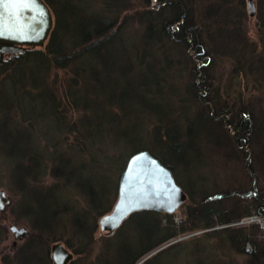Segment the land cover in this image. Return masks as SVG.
Wrapping results in <instances>:
<instances>
[{
    "label": "trees",
    "instance_id": "obj_1",
    "mask_svg": "<svg viewBox=\"0 0 264 264\" xmlns=\"http://www.w3.org/2000/svg\"><path fill=\"white\" fill-rule=\"evenodd\" d=\"M45 1L51 8L54 17L53 30L46 46L26 47L21 53L0 52V151L5 153L6 160L11 158L14 160L15 167H13L12 176L14 187L22 196L20 199L21 204L23 203V206H20L23 210L22 214L33 211L34 205L38 208L39 214L48 215L42 219L49 220L54 214H60L59 208H55L53 204L60 203L62 200L58 199L56 202L57 195L54 196V189H48L45 183L41 185L38 182L40 181L39 177L48 172V180L58 181L57 185L60 184L59 186L64 188L74 185L82 190V184L80 182L76 184L73 181L77 176H80L78 173L83 168L86 169V164L82 165L81 169L73 167L71 158L66 156V153L56 151L60 146L59 141L54 144L46 142L45 145L48 149L34 148V133L41 131L34 116L52 119L58 124L60 134H65L63 139L65 142H68L69 137H74L73 141L69 142V150L84 153L89 158L92 155L87 152L89 150L87 138L95 135L93 142L92 138L90 142L99 150L102 138L111 136L115 145L120 146L123 143L132 149L130 157L139 151L146 150L166 167L172 168L173 164L168 158L177 159H174L176 163L181 161V155L173 152L172 148L178 149V152L186 155L190 147L182 145L178 139L180 136L176 134L175 130V133H171L172 129H170V127H179V123L182 122V119L184 120L182 116H186L183 112L186 101L191 103L192 100L189 99H195L194 101L199 105V109L193 110V114L187 113L191 117L197 118L186 127L185 135L189 139L193 138L192 129H196L194 123L200 118L204 120V122H200L199 127L203 126L205 130L202 137L205 142L211 139L212 132L210 130L213 131L209 124L213 126L216 123L220 128H223V124L229 118L231 103L226 102L224 107L216 101V99L221 100L218 92L220 87H215V79L210 74L211 68H213L212 60L215 61L216 57L225 58L228 57L226 54H230L228 58L234 62L232 74L238 73L245 79L248 74L246 72L252 75L264 74L261 71L264 65V49L259 51L256 48L252 49L246 40L244 28L241 27L240 18L247 17L244 16L242 10L243 0H238L239 5L236 8L230 6L226 8L221 5L219 7L216 5L200 6L201 18L198 21L211 20L213 22L209 26L219 28L215 34L211 35L208 34V29H205V24H203L204 30L201 31L194 23L195 18L188 17L185 6H189L190 0H183L188 3L185 5L178 0H165L167 8L162 9L158 20L157 17L153 18L148 14V11L140 14L145 31L138 36L135 34V38L131 36L132 29L128 24L130 18L127 14L132 9L129 0H96V3L97 1L100 3L97 4L98 8L93 11L86 9L82 2L75 3L74 0ZM235 1L221 0L222 3ZM202 9L206 10L203 12ZM165 12L169 14L165 15ZM168 15L169 18H166ZM208 16L209 19H203ZM146 18L147 20L153 18L154 23H145ZM181 18L183 23L178 28L181 30L186 28L183 30L186 35L183 34L184 32L181 33L183 37L181 42L185 44L182 45L186 46V50L190 48L189 42L194 43V40L190 39L191 33L193 37L198 35L202 39V45L197 43L194 48L197 52L194 62L200 66L197 67L191 61V64L195 65L193 69L198 70V75L202 77L200 81H192L190 86L195 91H190V88L186 89L187 94L190 95L189 99L185 95L178 98L176 91L171 92L172 90L166 87L167 84L158 76V73L149 68L151 65H157L158 60L155 58L157 52L168 53L171 49L163 48L157 44L162 43L163 38L165 41L166 39L170 40V29L162 19L170 23L176 21L178 23ZM160 20L163 22L159 24ZM237 26L238 28H236ZM228 33L232 37H228L227 41L238 42L231 45L233 47L231 53L224 51L225 42L220 47L215 46L213 42L218 36L223 37ZM211 37H214V40H211ZM173 39H177L176 36H173ZM153 46L155 48H152ZM148 59L155 60L157 63L155 61L148 62ZM143 60H145L144 63ZM166 63V68L170 71L172 69L171 59ZM116 72H119L122 78L117 79L115 76L112 78V74ZM132 74L138 77V80L132 79L131 81V77L127 79L128 75ZM124 78L126 82L121 85ZM244 84L245 82L239 83L243 92L245 91ZM202 90L205 96L203 98L199 97ZM173 98L178 101H174ZM242 99H244L243 95L239 97V100ZM159 101L168 108L170 115L160 116L157 108V106H161ZM40 104H43L44 109L46 108L43 112L38 110ZM28 107L29 111L27 112ZM243 110L241 109L239 113L235 114L237 115L236 119L231 120L229 126H234V135L244 131L252 137L253 142L255 141L259 151L257 152V148H254L256 152L253 153L255 159L253 165L256 163L259 172L260 169L262 170L261 176L264 177V144L262 147V144L257 143L258 141L264 143V108L257 113L250 109L244 112ZM175 111H179V113L175 115ZM169 121L171 124L168 123ZM225 127L230 129L226 124ZM137 130L140 137L137 136L136 140L134 137ZM226 132L230 133V130ZM148 135H151L150 138L160 147V152H155L147 144L149 143ZM96 136H100L101 140L98 141ZM92 163L97 165L90 160V164ZM252 177L255 179L254 174ZM262 180L264 184V178ZM259 182L261 180L255 181L256 184ZM117 189L119 193L120 188L117 187ZM263 189L264 187L261 188V192L264 191ZM56 190L60 192V190ZM86 197L89 201L96 202L97 195L94 191L88 193ZM255 199L258 208L260 209V206L263 208L264 200L260 196ZM208 202L209 198H205L203 204ZM212 210L205 209L206 214L191 216L202 217L206 221L204 225L206 229L238 221L241 217L240 214L227 216L223 212L224 208L220 210V213L208 214ZM260 211L262 212L261 209ZM150 213H155L153 214L155 218L154 223L152 220L148 221L149 230L152 229L151 225L153 224H156L155 227H159L156 219L159 214L154 211ZM150 213L137 212L131 215L129 221ZM78 220L81 221L80 218L76 219V221ZM75 224L81 230L82 224ZM138 225L136 224L137 227ZM196 227L198 226L193 224L188 228L189 230L182 228V230H178L179 232L167 233L156 245L186 232L195 231ZM144 228L148 230L146 226ZM236 231L239 237H232L231 240H235L237 243L243 242V249L250 243L251 251L245 253L251 259L250 264H261L264 260V247L262 243L258 244L255 239L258 229L254 226L249 230L236 229ZM79 233L80 240L88 239V236L85 239L87 234L83 230ZM88 235L93 237L92 233ZM28 253L30 254L27 256ZM35 253H37V248L32 249L30 244H26L20 250V264L34 262L32 260Z\"/></svg>",
    "mask_w": 264,
    "mask_h": 264
},
{
    "label": "rangeland",
    "instance_id": "obj_2",
    "mask_svg": "<svg viewBox=\"0 0 264 264\" xmlns=\"http://www.w3.org/2000/svg\"><path fill=\"white\" fill-rule=\"evenodd\" d=\"M74 1L75 3L82 2L86 9L91 11L98 8L97 4L100 3L98 1L96 3V0ZM129 1L132 9L127 14L130 18L128 24L132 29L131 36L134 38L135 34L138 36L145 31L140 14L148 11V14L152 15L153 18L157 17L158 20L160 17L159 13L164 7L167 8L165 0ZM178 1L183 2L184 5L188 4L184 2L185 0ZM201 5H216L217 7L221 5L223 7L226 6V8H229V6L236 8L239 4L238 0L233 3H222L221 0H190L189 6H185L188 17L195 18L194 23L201 31L204 30L203 24H205L207 27L205 29H208L207 32L211 35L215 34V31L219 28L209 26L213 22L211 20L198 21L201 18ZM251 9L254 10L253 16L251 15ZM205 10L202 9L203 12ZM242 10L244 16H247L243 19L240 18L241 27L244 28L247 42H249L252 49L256 48L258 51L264 49V0H253L251 8L249 0H243ZM167 14L169 13L165 12V15ZM153 18L151 20L146 18L145 23H154ZM166 18H169V15ZM209 18L208 16L203 19ZM164 19L162 20L170 29V40L166 39L165 41L163 38L162 43L157 44H160L163 48L171 49H169L168 53L157 52L155 54L158 63L155 60L148 59V62L155 61L158 65H151L149 68L158 73V76L167 84L166 87L172 90L171 92L176 91L178 98L185 95L189 99L190 95L187 94L186 89L189 90L190 88V91H195L190 85L192 81H200L202 77L198 75V70L195 71L193 69L195 65L191 64L192 61L197 67L200 66V64L194 62L197 56L194 48H196L195 45L197 43L202 45V39L198 35L193 37L190 32V39H193L194 43L189 42L190 48L186 50V46H183L185 44L181 42L183 38L181 33L184 32L183 34L186 35V32L183 31L186 28H182V30L178 28L183 23V19L181 18L178 23L177 21L170 23ZM162 20L158 21L159 24L163 22ZM173 36H176L177 39H173ZM228 37H232V35L228 33V35L223 37L218 36L216 40L211 37V40H214L215 46L218 45V47L224 45L225 42L224 51L231 53L233 50L231 45L238 42H229L227 41ZM48 42L49 38L40 47H45ZM152 48H155V46ZM229 55L226 54L228 57ZM228 57H216L215 61L212 60L211 66L213 68H211L210 74L215 79V87H220L218 92L221 100L216 99V101L224 107L226 102L232 105L229 109V118L225 122L230 129H227L225 124H223V128H220L216 123L213 126L209 124L213 131L210 130L212 132L210 134L211 139L205 142L202 140L205 130L203 126L199 127L200 122L202 123L204 120L200 118L199 121L194 123L196 129H192L193 138L189 139L185 135L186 127L192 120L197 118L191 117L187 113L193 114V110L199 109V105L194 101L195 99H189L190 101L192 100L191 103L188 101L184 103L183 112L186 114V116H182L184 120L180 118L182 122L179 123V127H170V129H172L171 133L176 132L180 136L178 139H180L182 145L190 147L186 155L178 152V149L176 151L172 148L173 152L181 155V161L179 160L176 163L175 160L177 159L168 158L170 163L173 164L171 165L172 168H168L172 171L177 183L186 194V199L179 206L176 205L171 208H175L172 212H156V214H159L156 218L159 224L158 228L155 227L156 224H153L151 225L152 229L150 228L151 230H149L148 221L152 220L154 223L155 218L153 215L155 213H150L144 217L140 216L131 221H125L123 226L119 224L118 228L121 227L113 232L111 230L108 233L109 230L101 229L100 220L107 214L112 213V209L118 201L119 193L117 187H120V177L132 153L130 147H126L123 143L120 146L115 145L112 137L108 136L102 138V144L99 145L101 148L98 150L90 142L91 138L93 142L95 137L93 135V137L87 138L89 140L87 144L89 150L87 149V152L92 155L89 158L84 153L69 150V142H72L74 137H69L68 142H65L63 140L65 134H60L58 124L52 119L44 116H34L38 121V127L41 129L40 133L37 131L34 133V148L39 150L48 149L45 145L46 142L54 144L59 141L60 146L56 151L66 153V156L71 158L73 167L81 169L82 165L86 164V169L83 168L78 173L80 176L76 175L77 177L73 181L76 184L80 182L83 189L81 190L74 185H70L67 188L61 187L59 186L60 184L57 185L58 181L48 180L49 174L47 172L39 177L40 181L38 182L41 185L45 183L48 189H54V196L57 195L55 197L56 202L58 199L62 200L60 203L53 204L55 208H59L58 212L61 211L60 214H54L52 219L49 218V220L42 219V217H48V215L39 214L35 205L33 206V211L22 214L23 210L20 207L23 206L20 200L22 196L14 187L12 176L13 167H15L14 160L12 158L6 160L5 153L0 151V191H5L9 200L5 208L0 211V264H20V250L26 244H30L32 249L37 248V253L34 254L35 256L32 260L34 262L31 264H53L52 247L56 244H62L67 250L69 249V251L74 253L75 261L73 264H250L251 259L245 253L251 251L252 245L249 243L243 249V242L237 243L235 240L232 241L231 238L239 237L236 229L245 231L255 226L258 229L255 239L258 244L262 243L264 247V207L260 206L261 212L255 203L257 196L264 200V191L261 192V188L264 187L262 182L264 177L261 176L260 172L262 170L260 169L259 172L256 163L253 165L255 161L253 153L256 152L254 148H257V152L259 151L255 141L253 142L252 137L244 131L237 132L234 135V126H229V123L231 120L236 119L237 115L235 114L239 113L241 109H244L243 112L250 109L254 113L263 110L264 74H259V76L257 73L252 75L246 72L248 73L246 79L238 73L236 75L232 74L234 62ZM243 57L246 58L244 55ZM169 59H171L170 66L172 68L170 71L166 68V62ZM144 62L145 60H143ZM262 68L263 70L261 71L264 72V65ZM114 76L117 79L122 78L119 72L113 73L112 78ZM136 76H138L137 73ZM136 76L134 74L128 75L127 79L131 77V81L132 79L138 80ZM125 82L124 78L120 84L123 85ZM240 82H245L244 92L239 86ZM203 93L204 91L202 90V93H199V97H205ZM241 95H243L244 99L239 100ZM173 100L178 101L176 98H173ZM159 104L162 106H160L161 108L157 106L160 116L170 115V111L164 106V103L159 101ZM45 109L43 104L39 105V111L43 112ZM28 111L29 107L27 108ZM178 113L179 111H175V115ZM168 123L171 124V121ZM229 130L230 133H227L226 131ZM137 136L140 137L138 130L135 131L134 138L136 140ZM148 136L147 140L149 143L147 144L155 152H160V147L150 138L152 136ZM96 137L99 139L98 141L101 140L100 136ZM257 143L262 144L263 147L264 143L260 141ZM40 144L41 146H39ZM89 159L97 165L90 164ZM253 174L255 179L252 177ZM256 180H261V182L256 184ZM56 189L60 190V192H57ZM92 191L97 195L96 202L89 201L88 197H86ZM205 198H209V202L205 203L206 205L203 204ZM222 208H224L223 212L229 217L232 214H240V219L226 225H216L206 229L204 228L206 221L202 217L199 215L198 217L191 216L194 214H206L205 209H213L208 214L220 213ZM218 209L219 211H217ZM223 212L221 214H224ZM79 218L81 221H76ZM75 223L82 224L81 230L87 234L85 239L88 236V241L79 239V237L81 238L79 233L81 230L77 228ZM136 224H139L138 227ZM193 224L198 226L195 231L186 232L156 245L167 233L182 230V228L189 230L188 228ZM10 225L15 226L19 230L24 229V235L17 236L16 232L11 231ZM145 226L148 230L144 228ZM90 233H92V238L88 235ZM31 242L33 243L31 244ZM154 246L155 248H153ZM141 252L143 253L141 254L142 258L138 261H132L137 256V253ZM261 264H264V260Z\"/></svg>",
    "mask_w": 264,
    "mask_h": 264
},
{
    "label": "water",
    "instance_id": "obj_3",
    "mask_svg": "<svg viewBox=\"0 0 264 264\" xmlns=\"http://www.w3.org/2000/svg\"><path fill=\"white\" fill-rule=\"evenodd\" d=\"M250 8L253 0H249ZM251 15L254 10L251 9ZM54 17L44 0H0V52H24L26 47L43 46L53 30ZM152 200L155 211L172 212L171 209L186 199L172 171L149 151L135 153L128 161L120 181V195L112 213L100 220L102 230L116 228L121 220L137 209L138 198ZM9 200L0 191V211ZM175 203V204H174ZM17 236L24 229L14 228ZM73 255L62 244L52 247L54 264H67Z\"/></svg>",
    "mask_w": 264,
    "mask_h": 264
},
{
    "label": "flooded vegetation",
    "instance_id": "obj_4",
    "mask_svg": "<svg viewBox=\"0 0 264 264\" xmlns=\"http://www.w3.org/2000/svg\"><path fill=\"white\" fill-rule=\"evenodd\" d=\"M119 195H120V192H119ZM118 198H119V196H118ZM153 204V201L152 200H148V199H140V200H138L137 201V209L136 210H134V211H132L127 217H128V219L131 217V215L132 214H135V213H137V212H142V211H146V210H149V211H147V213H150V212H152V210H151V208H150V206ZM119 226V225H118ZM118 226L116 227V228H114V229H112V231L111 232H113V231H116V229H119L118 228ZM14 228H16L15 226H12V225H10V229H11V231L12 232H14L15 233V231H14ZM18 229V228H17ZM110 231H108V233H109ZM16 234V233H15ZM114 234V233H113ZM17 235V234H16ZM68 251H69V249H68ZM70 253H72L71 251H69ZM73 254V256H75L74 255V253H72ZM53 260V259H52ZM75 261V258L74 259H72V260H70L67 264H73V262ZM53 264H54V262H53Z\"/></svg>",
    "mask_w": 264,
    "mask_h": 264
},
{
    "label": "bare ground",
    "instance_id": "obj_5",
    "mask_svg": "<svg viewBox=\"0 0 264 264\" xmlns=\"http://www.w3.org/2000/svg\"><path fill=\"white\" fill-rule=\"evenodd\" d=\"M45 1V0H44ZM46 2V1H45ZM133 156V155H132ZM131 156V157H132ZM130 157V158H131ZM129 158V159H130ZM159 160V159H158ZM128 163V162H127ZM163 164V163H162ZM164 165V164H163ZM127 166V165H126ZM165 167H166V165H164ZM168 168V167H167ZM126 169V168H125ZM120 188V187H119ZM146 197H144V198H141V199H145ZM138 200H140L139 198H138ZM175 204V203H174ZM115 206H116V204H115ZM115 206L113 207V209H112V212H113V210H114V208H115ZM152 211H154V212H158V211H155V210H153V209H151ZM108 215V214H107ZM125 221H129V219H128V217L126 216V217H124L122 220H121V222L119 223V224H121V226H123V222H125ZM73 255V254H72ZM142 258V255H140V254H138L137 253V256L132 260V261H138L139 259H141ZM72 259H74V256H73V258Z\"/></svg>",
    "mask_w": 264,
    "mask_h": 264
}]
</instances>
